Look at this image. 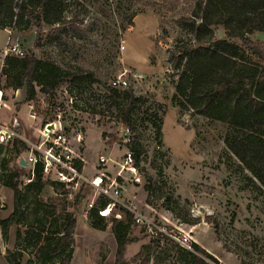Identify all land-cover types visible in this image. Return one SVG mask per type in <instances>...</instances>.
Listing matches in <instances>:
<instances>
[{
	"label": "rangeland",
	"instance_id": "1",
	"mask_svg": "<svg viewBox=\"0 0 264 264\" xmlns=\"http://www.w3.org/2000/svg\"><path fill=\"white\" fill-rule=\"evenodd\" d=\"M65 2L69 3L67 14L74 12L73 5L77 3L78 22L90 26L87 35L74 37L63 33L61 40L52 39L48 36L50 28L44 26L43 45L36 48L33 45L36 28L24 32L0 29V64L7 44L17 42L24 55L32 52L37 57H51L65 68L78 65L91 70L94 81L72 92L63 85L52 97L38 93L35 102L28 104L22 102L24 90L17 95L10 89L3 90L0 79L4 92L0 124L13 126L17 121L30 130L27 134L21 129L20 134L35 141L44 127L43 121L53 120L59 112L63 125L71 130L74 149L83 158V175L87 178L95 175L99 170L98 159L103 156L112 160L104 168L109 179H113L121 169L124 152L130 149L123 140L125 126L117 117L121 101L117 99L114 103L107 98L109 81L121 76L125 84L120 83L117 89L124 90L130 85L134 94L144 100L137 104L132 115L134 129L140 132L142 152L137 167L133 157L136 172L132 174L124 168L117 178L121 185L118 200L168 234L189 236L191 243L199 244L217 259V263L211 264H264V188L226 150L224 128L219 123L198 115H180L171 102L177 77L172 75L167 62L168 50L179 40L191 37L175 19L189 15L194 0ZM215 34L223 37V29L216 27ZM252 38L264 40V32H256ZM20 102L16 109L15 103ZM160 120L162 135L158 143L152 122ZM16 161L11 141L0 144V175L4 172L2 164L12 169ZM26 172L24 177L28 175ZM4 191L9 192L1 185L0 218L9 211V206L7 210L1 207ZM80 191L83 197L75 213L72 264H114L116 242L111 223L106 229L97 230L86 220L87 204L97 199L96 190L82 185ZM52 194L53 190L43 191L42 196ZM73 197L64 198L69 210H74ZM5 204L8 205V200ZM12 204L9 200V205ZM115 212L120 217V210L115 208L107 213V219ZM16 227L12 226L13 232ZM20 229L23 232L24 227ZM129 237L132 241L125 247L123 260L126 264H140V258L134 262L132 257L141 245L155 237L137 223H132ZM167 237L148 248L149 264H186L178 253V242ZM4 246L0 232V264H4ZM7 247L14 249L11 243ZM27 257L24 252L23 263Z\"/></svg>",
	"mask_w": 264,
	"mask_h": 264
},
{
	"label": "trees",
	"instance_id": "2",
	"mask_svg": "<svg viewBox=\"0 0 264 264\" xmlns=\"http://www.w3.org/2000/svg\"><path fill=\"white\" fill-rule=\"evenodd\" d=\"M68 6L65 0H0V29L24 32L36 28L33 40L36 48L43 45L44 26L50 28L48 36L52 39L61 40L63 33L74 37L87 35L90 26L78 22L77 3L70 14H67ZM175 23L191 37L179 40L168 50L167 62L172 75L177 77L172 104L180 115H198L219 123L224 128L226 150L264 188V40L252 38L256 32H264V0H194L191 13L179 16ZM216 27L223 29V37L216 36ZM0 75L3 88L13 92L24 90L22 102L28 104L35 102L38 93L52 97L63 85L72 92L73 89H84L94 81L91 70L78 65L65 68L51 57H37L32 52L23 56L5 55ZM108 87L107 98L114 103L117 99L121 101L117 117L133 135L129 146L137 167L142 146L132 115L144 97L136 96L130 85L124 90L109 84ZM22 102L15 103V108L18 109ZM152 125L158 143H161V120L153 121ZM20 128H15L19 134ZM11 145L17 157L16 164L12 169H6L2 164L4 172L0 175V184L10 189L13 197L10 213L0 218L4 241L8 239L10 228L17 227L14 249L5 250V260L8 264H72L77 225L75 213L83 197L81 191L73 197L74 210H69L64 199L67 196L63 195L60 184L44 179L40 165L35 166L34 178L23 183L27 168L19 165L18 159L26 144L15 137ZM46 187H50L53 194L43 198ZM146 189L148 191L147 186ZM108 202L102 196L95 200L87 209V224L104 230L111 223L116 242L114 264H126L123 254L126 245L132 241L129 232L135 223L133 213L116 204L113 209L118 208L122 216L118 217L115 212L107 219L99 211L105 209ZM161 238L168 239L167 235L159 233L141 245L132 260L136 262L140 258V264H149L150 256L146 251L152 245H158ZM191 246L192 250L178 247L186 264L217 263V259L199 244L193 242ZM24 252L28 257L23 263Z\"/></svg>",
	"mask_w": 264,
	"mask_h": 264
},
{
	"label": "built area",
	"instance_id": "3",
	"mask_svg": "<svg viewBox=\"0 0 264 264\" xmlns=\"http://www.w3.org/2000/svg\"><path fill=\"white\" fill-rule=\"evenodd\" d=\"M5 55L23 56L24 52L17 42H12L8 43L5 47L3 56ZM120 77L121 76H118L110 80L108 84L116 88L120 83L125 84V82L121 81ZM0 79L2 80L1 75ZM2 99V92L0 89V103ZM30 108L33 109L31 104ZM50 124H53L54 127L48 130L47 128ZM124 131V143L129 145L132 140L131 131L128 127H124ZM15 137L20 138L26 144V148L21 154L24 156V160L27 163L26 168L28 170V175L23 178L24 183L34 178L35 166L40 165L43 178L58 182L63 195L67 197L72 198L80 191L82 185H90L96 190L97 198L99 196L107 198L109 202L105 209L99 211L100 215L107 216V214H104V211L107 208H109V211L112 210L116 204H120L127 208L124 203L118 200L121 185L117 182V178L121 175V171L124 168L132 174L136 172L135 166L133 165V153L131 149L128 148L124 152L123 162L120 163L121 169L117 172L115 178L109 179L107 176L104 166L112 160L111 158L103 156L98 159V172L91 178H87L82 173L84 165L83 158L74 149L71 130H69L68 126L63 125V116L61 113H55L53 120H48L44 124L43 129L40 130L37 140L35 141L24 138L21 134L16 132L13 126L0 124V144L11 141ZM117 163L119 164V162ZM106 179H109V182L105 181ZM94 203V200L89 202L87 204V209L91 208ZM127 209L130 210L129 208ZM130 211L133 213L134 222L138 225H142L148 235L156 237L159 233H163L175 239L181 247L191 249L192 243L190 242L189 236H172L146 216L134 210ZM117 216L119 217V215Z\"/></svg>",
	"mask_w": 264,
	"mask_h": 264
},
{
	"label": "crops",
	"instance_id": "4",
	"mask_svg": "<svg viewBox=\"0 0 264 264\" xmlns=\"http://www.w3.org/2000/svg\"><path fill=\"white\" fill-rule=\"evenodd\" d=\"M7 31H9V30L7 29ZM0 66H1V64H0ZM3 90H4V88H3ZM3 90H1V92H2L3 99H4V92H3ZM10 90H11V89H10ZM20 91H21V90H17V91H15L16 95L19 94ZM22 91H23V90H22ZM23 93H24V92H23ZM23 97H24V95H23ZM29 107H30V105H29ZM31 115H32V114H31ZM32 116H33V115H32ZM18 124H19V126L21 127L20 130L22 129V132H24V131H25V133L30 132V130H29L27 127H25L24 125H22V124L19 123V122H18ZM27 134H28V133H27ZM32 134H37V132H32ZM32 134H31V135H32ZM4 189H6L7 191H9V192L4 191V199H5V200H8V205L5 204V200H4V205H1V207L6 206V210H7V209H8V206H9V211H8V213H7V215H8V214L10 213L11 209H12V205H9V200H12L13 197H12V191H11L10 189H8V188H6V187H4ZM44 191H46V192L51 191V192H52V189H51L50 187H49V189L46 187ZM7 215H6V216H7ZM6 216H5V217H6ZM14 233H15V230H14V232H13L12 227H11V228H10V231H9L8 239H7V241H4V245H6V246H4V253H5L6 248H9V247H7L8 244L11 243V244L13 245V243H14ZM26 259H27V258H26ZM4 264H8V262L5 260V258H4Z\"/></svg>",
	"mask_w": 264,
	"mask_h": 264
},
{
	"label": "water",
	"instance_id": "5",
	"mask_svg": "<svg viewBox=\"0 0 264 264\" xmlns=\"http://www.w3.org/2000/svg\"><path fill=\"white\" fill-rule=\"evenodd\" d=\"M18 126H19L18 122L15 121L14 124H13V127L17 128ZM53 127H54L53 124H50L47 129L51 130V129H53ZM18 164L21 165V166H24V167L27 166V163L25 162L23 155L19 156Z\"/></svg>",
	"mask_w": 264,
	"mask_h": 264
},
{
	"label": "bare ground",
	"instance_id": "6",
	"mask_svg": "<svg viewBox=\"0 0 264 264\" xmlns=\"http://www.w3.org/2000/svg\"><path fill=\"white\" fill-rule=\"evenodd\" d=\"M109 212V208H107L105 211H104V214H107Z\"/></svg>",
	"mask_w": 264,
	"mask_h": 264
}]
</instances>
